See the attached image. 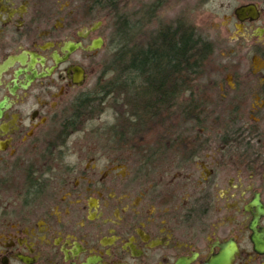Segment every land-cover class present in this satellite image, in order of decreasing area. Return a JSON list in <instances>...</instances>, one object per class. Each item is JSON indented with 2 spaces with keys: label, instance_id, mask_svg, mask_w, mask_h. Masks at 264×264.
<instances>
[{
  "label": "flooded vegetation",
  "instance_id": "flooded-vegetation-1",
  "mask_svg": "<svg viewBox=\"0 0 264 264\" xmlns=\"http://www.w3.org/2000/svg\"><path fill=\"white\" fill-rule=\"evenodd\" d=\"M182 1L0 0V264H264V0L224 16L192 112L159 106L154 136L130 66L116 97L99 60Z\"/></svg>",
  "mask_w": 264,
  "mask_h": 264
},
{
  "label": "trees",
  "instance_id": "trees-1",
  "mask_svg": "<svg viewBox=\"0 0 264 264\" xmlns=\"http://www.w3.org/2000/svg\"><path fill=\"white\" fill-rule=\"evenodd\" d=\"M133 23H130L129 36L121 47L130 51V57L128 58L122 50L114 55L111 62L121 68L116 74L112 91L116 97L125 95L126 92L122 87L124 83L122 67L129 65L130 96L143 98V100L134 99L129 103V113L136 114L133 118L136 123H139L141 118L145 119L146 128L150 129L154 127L158 118V107L171 106L172 99L177 98L179 107L183 108L179 112H192L189 109L191 103L184 99L198 96V90L201 88L189 83L202 80L207 59L212 56L210 51L214 46L198 36L193 26L183 22L161 27L154 36L143 38L147 41H136L134 38L139 35L133 33ZM136 27L140 28V24L137 23ZM128 40L131 42L130 45ZM172 82L178 84L171 85ZM161 97L171 100L158 102L157 99ZM167 111L170 113V110L163 112ZM114 112L123 120L128 111L125 109V104H116Z\"/></svg>",
  "mask_w": 264,
  "mask_h": 264
},
{
  "label": "rangeland",
  "instance_id": "rangeland-1",
  "mask_svg": "<svg viewBox=\"0 0 264 264\" xmlns=\"http://www.w3.org/2000/svg\"><path fill=\"white\" fill-rule=\"evenodd\" d=\"M144 1L145 4H149L155 0ZM249 1L252 0H206L205 3H199V0H183L178 5H172L171 3L158 10L159 12L153 20L148 17L146 24L140 25V28L136 27L137 23L135 21L137 19L135 18L132 24L134 26L133 33H138L139 36H135L134 40L147 41V39H143L147 35L157 32L158 29L165 25L175 24L176 21H179L193 26L197 31V35L204 41L212 43L214 47L227 48L224 43L227 40L226 35L233 33V28H225L226 21L224 16H229L235 8ZM137 8L138 5H134L130 11L133 13ZM121 14L124 15L123 13ZM218 40L221 41L218 42ZM130 44L131 42L128 40V45ZM111 49L112 44L108 40L106 46L99 54V60H111L113 58L110 57L113 53ZM115 117L114 111H107L99 120V125L106 121L112 122ZM150 129L152 132L148 133L147 137H150V135L154 136V127Z\"/></svg>",
  "mask_w": 264,
  "mask_h": 264
},
{
  "label": "water",
  "instance_id": "water-1",
  "mask_svg": "<svg viewBox=\"0 0 264 264\" xmlns=\"http://www.w3.org/2000/svg\"><path fill=\"white\" fill-rule=\"evenodd\" d=\"M256 12H257V8H256L255 5H247V6H243V7L239 8L237 10V15L241 16V14L242 15L249 14V15H251L252 18H254L255 15H256ZM240 20H241V18H240ZM102 43H103V41L101 39H99V42L98 43H94V45H93V47L91 49L101 48L102 47Z\"/></svg>",
  "mask_w": 264,
  "mask_h": 264
}]
</instances>
